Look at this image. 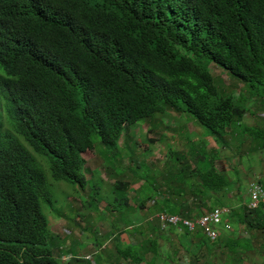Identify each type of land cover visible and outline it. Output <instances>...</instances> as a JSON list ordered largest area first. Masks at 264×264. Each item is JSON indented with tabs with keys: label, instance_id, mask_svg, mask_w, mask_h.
Wrapping results in <instances>:
<instances>
[{
	"label": "trees",
	"instance_id": "trees-1",
	"mask_svg": "<svg viewBox=\"0 0 264 264\" xmlns=\"http://www.w3.org/2000/svg\"><path fill=\"white\" fill-rule=\"evenodd\" d=\"M212 63L239 84L238 92L213 76ZM263 98L264 0H0V264L81 260L65 261L53 240L41 206L43 197L53 199L37 156L55 179L84 188L95 135L116 150L129 127L150 121L159 128L158 119L174 112L191 116L219 145L247 104ZM195 151L193 164L180 170L188 175L166 176L172 192L162 204L169 214L192 217L184 203H196L189 195L199 183L209 193L230 185ZM114 184L119 203L144 208L142 199L130 204L128 181ZM254 212L235 216L248 222ZM160 227L159 237L124 248L125 231L114 234L119 255L128 264H157L158 240L170 232ZM185 233L184 252L197 256L201 247L190 242L191 252L192 233ZM216 243L207 238L202 245L208 255ZM237 243L225 246L239 257Z\"/></svg>",
	"mask_w": 264,
	"mask_h": 264
},
{
	"label": "rangeland",
	"instance_id": "rangeland-1",
	"mask_svg": "<svg viewBox=\"0 0 264 264\" xmlns=\"http://www.w3.org/2000/svg\"><path fill=\"white\" fill-rule=\"evenodd\" d=\"M210 71L213 76L223 80L227 86H232L234 91H239V84L215 64L210 65ZM185 116L200 133H207L191 116L184 113L180 119L168 117L158 119L159 123L163 124L159 128L153 127V122L150 121L139 122L129 127L123 139L124 142L116 150L104 146L101 138L95 135V152L85 168L89 181L84 188L66 180L55 179L47 161L37 156V160L46 173L48 190L53 199L51 203L43 197L41 206L48 216L50 231L54 234L53 240L57 246L62 248L59 253H65L62 257L65 261L73 255L81 258L80 261L73 260V264H89L90 260L82 259L85 256L89 258L92 256L97 262L103 264H128L118 253L117 238L114 234L125 231L120 237L119 245L122 248L128 246L131 241L142 243L146 237L153 239L159 237L161 227L156 229L157 221L159 222L156 207H148L146 203L150 198L158 195L156 191L150 197L155 189L162 188L171 192L166 183L167 175L186 176L189 174L188 168L183 174L180 172L182 165L186 168L189 162L193 164L190 158L180 150L184 151L188 148L186 146L188 143V151L196 150V154L207 157V163L211 159L210 154H205V150H202L204 140L198 132L193 131L194 127L190 122L187 123ZM154 125L156 126V121ZM176 152L180 154L177 155ZM172 153H174L173 157L170 156ZM116 180L128 181L130 184L128 192L132 196L130 204L135 207L142 199L145 202L144 208L129 211L126 204L119 203L116 200L120 197L115 191ZM189 207L192 210L196 208L194 203ZM170 233L168 240L158 238L161 241L157 264H171L170 260L174 257L175 248L180 249L178 251L179 264H205L207 260L211 262V255L207 254L205 244L207 237L203 230L199 229L194 233L199 240L203 241L200 246L205 245L206 247L199 250L197 256L187 255L183 251L180 240H178L182 238L180 237L182 235L176 234L173 230ZM189 246L192 252L193 245L189 243ZM227 258L229 264L236 263V256L228 254Z\"/></svg>",
	"mask_w": 264,
	"mask_h": 264
},
{
	"label": "crops",
	"instance_id": "crops-1",
	"mask_svg": "<svg viewBox=\"0 0 264 264\" xmlns=\"http://www.w3.org/2000/svg\"><path fill=\"white\" fill-rule=\"evenodd\" d=\"M246 108L247 110L243 119L227 130L219 145L212 140L207 133H200L196 126L187 120L185 116L187 123L190 122L194 127L193 131L198 132L201 139L204 140L203 146H201L202 150H205V154L207 153L211 156L210 161L207 163V157L204 158L202 154H199L201 163L206 166L215 165L216 169L220 173L226 175L230 181V185L227 188L220 189L217 193H213L214 191L209 193L206 188H203L202 183H199V186L197 183L198 187L193 190L195 194L189 195L197 199L196 203H194L196 206L195 210H191L193 213L192 216H199L205 212H210L218 208L229 209L230 211L228 214L224 215L223 221L224 223H230L232 228L231 230L221 228L218 240L219 243H216L218 247H216L211 254L210 258L212 260L209 264H229L227 262V255L236 256L235 254H231L225 246V243H228L230 239H237V244L242 249L240 253L237 254L239 257L235 259L236 263L234 264H264V206L254 212L248 222L238 220L235 216L236 213L247 211L246 203L249 200V190L251 186L255 183L264 185V98L251 100ZM169 113L174 119L183 117V114L178 115L174 112ZM186 146L189 148L188 143ZM201 147L199 149L200 151ZM188 148H185L184 151H180L184 153L186 157L191 158L193 154L188 151ZM173 149L175 151L177 150L175 148ZM214 161L215 163H213ZM164 190L168 193L170 192L167 191V189ZM170 201L175 202L176 197L173 196ZM166 203L167 202L156 205V213L167 212L164 208ZM192 204V202H185L184 206L186 208ZM185 208L181 209L179 212L185 213ZM160 209L161 211H159ZM159 223L160 221H157L156 229L160 228L161 223L160 225ZM173 229L174 227L167 228L170 232ZM173 231L178 235H182L180 236L182 237L181 239L178 238L181 243V240H184L183 237L186 236L185 230L179 232L175 228ZM170 232L168 233L167 239H169ZM160 241L161 240L158 242L159 245ZM188 241L192 244L195 243L197 246L203 244V241L199 240L198 236L194 235V233L191 234ZM180 246L182 248V243ZM200 247H202V245ZM203 247L200 250H203ZM179 250L180 249L175 248L173 251L174 257L170 260L171 264H176L180 259Z\"/></svg>",
	"mask_w": 264,
	"mask_h": 264
},
{
	"label": "built area",
	"instance_id": "built-area-1",
	"mask_svg": "<svg viewBox=\"0 0 264 264\" xmlns=\"http://www.w3.org/2000/svg\"><path fill=\"white\" fill-rule=\"evenodd\" d=\"M162 190L163 191L158 192L156 197L148 200V207L154 206L158 201H161L160 204H162L170 197L168 192L164 189ZM148 203H150V205ZM262 206H264V185L255 183L249 190V200L246 203V210L253 212L259 210ZM229 212V209L218 208L210 212H205L199 216H192L191 218L169 214L167 212H159L157 218L163 227H174L179 232L187 230L190 233H195L198 229H201L211 242H217L220 237L221 227L225 230H231L232 228L230 223H224L223 221L224 215ZM90 259L92 260V264H97L91 256Z\"/></svg>",
	"mask_w": 264,
	"mask_h": 264
},
{
	"label": "clouds",
	"instance_id": "clouds-1",
	"mask_svg": "<svg viewBox=\"0 0 264 264\" xmlns=\"http://www.w3.org/2000/svg\"><path fill=\"white\" fill-rule=\"evenodd\" d=\"M87 257V256H86ZM92 257V256H91ZM93 258V257H92Z\"/></svg>",
	"mask_w": 264,
	"mask_h": 264
}]
</instances>
